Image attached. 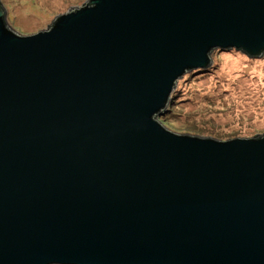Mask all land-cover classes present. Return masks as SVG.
Listing matches in <instances>:
<instances>
[{
    "label": "water",
    "instance_id": "obj_1",
    "mask_svg": "<svg viewBox=\"0 0 264 264\" xmlns=\"http://www.w3.org/2000/svg\"><path fill=\"white\" fill-rule=\"evenodd\" d=\"M0 2V264H264V130L157 116L212 49L264 51V0Z\"/></svg>",
    "mask_w": 264,
    "mask_h": 264
},
{
    "label": "rangeland",
    "instance_id": "obj_2",
    "mask_svg": "<svg viewBox=\"0 0 264 264\" xmlns=\"http://www.w3.org/2000/svg\"><path fill=\"white\" fill-rule=\"evenodd\" d=\"M82 1L0 0L19 33L46 28L55 14ZM173 88L166 116H157L173 131L221 139L264 130V51L250 57L235 48L212 49L210 65L183 72Z\"/></svg>",
    "mask_w": 264,
    "mask_h": 264
},
{
    "label": "trees",
    "instance_id": "obj_3",
    "mask_svg": "<svg viewBox=\"0 0 264 264\" xmlns=\"http://www.w3.org/2000/svg\"><path fill=\"white\" fill-rule=\"evenodd\" d=\"M195 70L197 71V70H199V69H195ZM195 70H194V72H195ZM164 110H168V108H166V109H164ZM161 115H163V113H162ZM163 116H166V115H163Z\"/></svg>",
    "mask_w": 264,
    "mask_h": 264
}]
</instances>
